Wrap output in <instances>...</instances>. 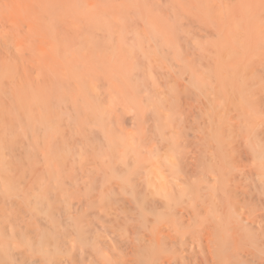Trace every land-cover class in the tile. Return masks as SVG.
I'll return each mask as SVG.
<instances>
[{"label":"bare ground","instance_id":"bare-ground-1","mask_svg":"<svg viewBox=\"0 0 264 264\" xmlns=\"http://www.w3.org/2000/svg\"><path fill=\"white\" fill-rule=\"evenodd\" d=\"M64 2L65 0H0V43L3 49L13 50L16 56H20L22 46H18V43L10 46L6 41L8 42L11 36H16L18 39L26 29V32L37 38L42 45L47 43L48 46L51 45V49L69 52L74 46L71 44L74 34L79 29L63 25L69 12ZM78 3L82 4L81 1ZM95 7L91 5L87 10L89 14V24H86L85 29L88 35L85 40L87 44H93L91 34L98 25ZM247 10L253 12L250 20L254 23V29L247 28L245 19H238L233 23L230 38L219 49V52L223 51L217 60L221 62L222 73L219 72L220 69H216L221 74L218 75L220 78L216 76V80L213 79L214 76L212 78L213 81L218 80L216 83L212 81L215 83L216 93L213 90L211 92L215 95H211L212 98L208 97L206 101L204 99L205 102L203 100L200 102L201 97L198 98L197 95L202 96L200 95L202 89L197 88L198 83L192 81V84H195L194 88L195 86L197 88L196 93V88L194 89L192 84L189 88V82L184 77L188 83L184 80L180 81L186 83L189 89L193 88L195 94L190 95L192 98L199 99V103L194 99L193 103L197 102V107L194 109L195 104L193 107L190 106L193 108L192 111L189 108L186 111L179 107L183 103L180 96H177L178 105L176 101L173 102L172 96L170 99L162 100L166 102L163 105L156 99L162 106L158 107L157 101L154 102L157 103L156 107L149 105L150 101L153 103L155 100L154 96L160 99L162 96L168 98L169 95H166L167 92L163 95L161 91L164 92L165 88L162 89L160 84L161 91L157 88L153 90L161 92L162 96L159 94L156 96L157 92L152 95L153 90L149 89L148 81H152L156 76H153L154 72H151L146 63L147 70L140 67L139 63L143 59L137 60L139 54L136 59L131 57L134 62L129 58L131 61L129 60L130 62L125 66V71L132 75L131 71L139 69L145 75L138 74L139 71L134 72L132 77L130 74L127 75L126 82L132 80L135 85L130 86L128 98H125L122 90L118 89L119 85L114 84L116 91L113 94L112 90L104 89V84L98 83L92 86V90L86 85L85 91L79 95L78 104L72 105L68 111L66 125L69 130L64 134H61L58 125V118L61 115L57 110L61 102L59 98L54 99L56 101L53 102L51 98H44L39 93H30L26 99L16 100L13 106L15 113L19 110L24 111L27 99L33 106L42 107L35 120L42 127L44 135L62 142L54 143V150L51 153V157L58 162V166L48 175L52 183L51 190L42 191L39 188L41 192L38 194L36 191L35 196L33 192L32 195L31 192L30 195L24 192L27 196H22L18 191L16 195L14 190V195L20 200L13 202L15 211L25 215L20 218V223H16L13 232L16 240L15 243L13 241V245L16 243L17 245L0 243V264H236L244 259L239 251L247 244L260 253L256 257L258 264H264L262 238L264 237V129L250 130L248 128L250 125L247 123L250 114L244 111L246 109H243V113L240 111L243 106L249 107V112L252 108L264 106V80L250 82L260 76L264 78V34L259 32L262 13L254 12L250 6ZM86 16L80 21H85ZM146 32L151 33L150 36L156 43L159 41L162 47H167L164 49L174 51V48L178 47L177 49L182 51L183 47L180 43L176 44V40L158 38L154 33ZM146 32L143 33V38ZM152 38L148 37L149 40ZM148 39H145L146 43ZM156 43L151 47L149 46L151 43L147 45L150 49L146 48V50L152 49L150 51L152 52L158 47L153 48ZM138 45L136 43L131 45L128 51L133 53L136 49L139 53L137 48L140 49V54L145 55L142 57L145 61L147 55L145 48L142 50ZM28 47L29 45L26 49ZM177 49L176 55L180 58L184 51L179 52L180 50ZM162 51L164 52L163 49ZM185 51L187 53L188 50ZM185 55L184 53L183 56ZM221 57L229 63L223 64L225 61L220 60ZM135 60L139 62L136 63ZM150 60L147 59V63ZM119 61L122 64L123 60ZM175 63L173 65L178 67L170 65L168 67L171 69L176 67L178 70L179 63ZM63 64L66 65V62ZM180 64L183 69L185 66ZM217 64L216 66H219ZM182 69H179V72L184 71L185 68ZM140 76L145 81L140 83L142 88L145 83L148 84H145L148 86L145 89L147 92L144 90L143 93L139 92L138 77ZM209 78L210 80L204 79L209 82L211 75ZM248 79L251 80L248 82ZM173 82L171 81L172 85ZM180 82H176L175 88L171 85L168 91H175L172 95L186 94L188 99L189 94H192L191 90L189 94L181 90L182 93L176 92L183 84ZM151 83L155 85L154 82ZM177 83L180 85L177 86ZM208 84L206 85L210 86ZM183 88H186V85ZM210 89H213L212 86ZM118 95H123L125 101L121 97L119 101ZM189 100L187 103L184 102V108L188 107L186 106L188 103H192ZM150 106L152 109L149 110ZM127 109L130 112L126 111ZM147 109L149 113L144 112H148ZM80 112L84 115V120L81 121L73 117ZM126 113H131L130 117L127 118ZM192 124L196 125L194 130L198 133L191 132ZM238 125L241 128L246 127L243 128L245 131L242 130L243 133H247H239L242 131L241 128L235 129ZM73 136L75 138H70ZM102 150L103 155L109 156L107 163L104 162L106 160L99 162L98 159L92 158V155L95 156L97 151L99 153ZM88 155H91V158L87 157ZM1 167L2 170L4 167ZM7 187L10 188L8 185ZM82 187L87 190L88 197L86 196L82 201L78 200V205L70 206L74 208L72 210H67L66 205L63 204V210L65 208L63 213L66 215L63 228L62 212L57 222L51 216L52 213L59 216L58 210L53 209V204L58 205L60 199H63L64 190L72 188L81 190ZM58 198L59 201H55ZM103 199L107 200L106 204L103 203ZM62 203H65V200ZM82 204L85 207L84 205L82 207ZM58 206L62 207L61 204ZM196 248L197 251H201L203 258H197Z\"/></svg>","mask_w":264,"mask_h":264},{"label":"rangeland","instance_id":"rangeland-1","mask_svg":"<svg viewBox=\"0 0 264 264\" xmlns=\"http://www.w3.org/2000/svg\"><path fill=\"white\" fill-rule=\"evenodd\" d=\"M80 1L82 2V4L78 3ZM64 3L67 5L66 8L68 9L69 12H68V17L64 19L65 24L63 25L69 28L79 29L77 33L74 34V39H72V42H71V44H73L74 46L70 49L69 52L64 53L60 49H54V48L51 49V45L48 46L47 43L46 45L45 44L42 45L37 38L32 37L31 34L28 33V31L26 32V29L22 33L23 35H21L18 39L16 38V36H11L10 40H8V42L6 41V43L9 44L10 46H14L16 43H18V46L20 45L22 46L21 48L22 51H21L20 56H16L13 50L3 49L4 47H2L0 43V94H1L0 95V147L4 145L2 146V148H0V152H2L0 153V161L2 160V162L0 163V167L1 166H2L1 168L4 167L2 170L0 169V198H1L0 200L2 201V203L0 201V210H1L0 217H2L0 218V220L3 221L2 223L0 221L1 223L0 225L1 226L4 225L5 227H7V229H3L5 227L0 226V229H2V231L0 230V234L2 236V237L0 236V243L2 242L8 243V244H11V246L17 245V243L13 245V241L14 243L16 242V240H14V237H13V232L15 231V226L17 225L16 223L17 222L20 223L21 222L20 218H22V216L24 217L25 215L24 213L19 214L15 211V206L13 202L14 200H16L15 201L16 203L17 200L18 201L20 200L14 194L16 193L17 195V191H18L20 192L18 194L24 196L25 195L24 192L25 193L27 192L28 194L29 192H31V195L33 192V196H35L37 195V193L39 194L41 192L39 191L41 189L42 191L46 189L51 190L52 183L50 182L48 175H49V172H51L56 166H58V162L55 159H53V157H51L52 155L51 153L54 150V143L61 144L60 142H62L59 139L55 140L53 137H50L49 135H44L42 127H40L39 124L37 123V120H35L36 118H38L42 110V107L33 106V104L29 102V100L27 99L26 105L24 107V111L21 110L20 112L19 110L20 114L19 112L18 113L16 112L17 113L16 114L13 111V106L16 100L20 98L26 99L30 93H39L44 98H51L53 102L56 101L54 99L59 98L61 102L59 103L57 110H58V114H61V115H59V118H58L59 119L58 125H59V130L61 131V134H64L65 132H67V130H69V128H67V125H66L67 123L66 117H67L68 111L70 108H72V105L78 104V98L80 97L79 95H82L83 91H85L86 85H89L92 90V86L94 87L98 83L104 84V89L105 90L109 89L110 91L112 90V94L113 92L116 91L114 86L119 85L120 88L118 89L120 91L122 90L125 98L126 97L128 98L129 91H130L129 88L130 86L133 85L132 83L133 81L131 80V82L130 81L128 83L126 82V79H128L127 75L130 73L125 71L126 70L125 66L134 57L136 59L137 54H139L140 55L139 57H141V58L138 57L137 60L143 59L142 61H144V58L142 57H145V55L143 56V54H140L141 53L140 49H138L137 47H132V48L133 49L137 48V50H139V53H137L138 51H136V49H135L136 54L135 52H133L134 53L133 54L128 51V48L131 45L133 46L136 43V44H139L138 46H140L142 50L145 48L144 50L147 53L144 64L142 63V61H140L139 63L140 67L147 70L145 66V63H146L150 67L151 72L152 71L154 72L153 76L157 77L158 75H160L159 77H157L158 79L154 77L152 81L150 80L151 82H154L155 85L154 84L152 85V83L148 81V83L150 84L149 89L153 90L157 88V90L161 91L164 88L165 89L168 88V85H170V88H168L166 91L165 89H164V92L163 90L161 91L163 95H165L167 92L166 95H169L168 98L167 96L166 97L162 96L161 92L159 93V91L153 90L152 95L157 92L156 96L159 94V96H162L165 98L160 97L159 99L158 96L157 97L154 96L155 100L154 98H152V101L153 100L154 101L153 103L150 101L149 103L151 104L149 105H153V107H156L157 103L154 104V102H156L157 100L160 101L163 105L166 102L164 101L162 102V100L170 99L171 98L170 96H172L173 102L176 101L178 105V102H179L178 97L180 96L181 98L180 100H182L183 103H181L182 101H180L182 105L180 104L179 107H182L186 111L189 108L190 111H192L193 108H190V106L191 107L194 106L195 104V102L193 103L194 99L195 101L197 100L198 103H199V99H201L200 102L202 100L203 102H205L206 100H208V97L210 99L212 98L211 95H215L213 94V92H211L212 90L214 91V93H216L215 83L218 82V80L215 81L216 80L215 78L217 77L219 79L220 78L219 76L221 75L220 73H222L221 72L222 70L220 68L221 62L217 60L219 59L218 56H221V52L223 53V51L219 52V49L230 38V33H231V28H232L233 23L238 19H245L247 20L246 22L247 28L249 30L254 29V23H252L250 20L253 16V12H249L247 10L249 6L253 8L254 12L262 13L261 18H260V23H259L260 24L259 32L261 31L260 33L264 34V0H72V1L65 0ZM91 5L96 6L95 14L97 17V22H98L97 23L98 25H96L95 30L91 34L92 42L93 44L96 43L95 45H93L92 43L87 44L85 42L88 36L86 34L87 31L85 30L86 24H89V14L87 13V10H88V7ZM85 16H86L85 21H80ZM146 31H150L152 32V34L154 33L155 37L158 36V38L159 37L160 38H172L173 40H176L177 41V42L175 41L176 44L180 43V46L183 47L181 48L182 51L180 49H177L178 47L174 48V51L170 49L171 52L170 50L164 49L167 47L166 46L162 47V44L159 43V41L156 43L154 39L150 36L151 33L146 32ZM145 32H146L145 38H143V35H144L143 33ZM148 37L152 39L149 40ZM145 39H148L149 41H147L146 43ZM78 41H80L81 44L78 45ZM153 43H156L154 44L155 46H153V48L156 46L158 47L153 49L154 52L153 51L150 52L152 49L148 51V49H150L148 47L149 46L151 47ZM27 45H29L30 48L28 47V49H26ZM147 45L149 46L147 47ZM146 48L148 49L146 50ZM162 49L164 50V52L162 51ZM176 49L178 51L180 50L179 52L184 51L183 54L185 53L186 55L183 56V54L180 53L183 58L181 56L180 58L177 57ZM185 50H188L187 53ZM25 53H28L29 55ZM81 53L82 54L84 53V54L82 55ZM65 57L70 58L71 60L70 59L66 60ZM129 58H131V60ZM120 59L123 60L122 64L119 61ZM147 59L150 60L153 65L150 63V61H149L150 63L149 65V63H147L148 62ZM68 60L70 61L69 63H68ZM220 60H224V59H222L221 57ZM132 61L134 62V60ZM63 62L64 63L66 62V65H64ZM174 62L179 63V67H180L179 69H182L181 64H180L182 63V65L185 66L184 67L185 69L183 68L184 71L179 72V69L176 70L177 69L176 67L172 69L169 68L170 66L171 67L177 66V65H173ZM225 63L228 64L229 62L225 61L223 64ZM216 64L219 66H216ZM144 69L143 71H145ZM216 69H220V71L218 70L220 73H218ZM137 71H139V69L135 71H131V73L132 72L133 74L134 72L138 73ZM168 71L169 73H166ZM181 72H183V74ZM209 72L211 74H209ZM143 73L144 72L139 71L138 74H141L143 76L145 75V73L144 74ZM161 73L163 74L164 77L162 76ZM208 75L209 76L211 75V81L209 82L212 84L208 82V80H210ZM202 76L204 78H207L208 80L204 79ZM140 77H138V79H140L139 80L140 82L138 81V83L139 84L141 82L144 83L145 81L142 80V77L141 78ZM180 77L182 78L184 77L185 80L189 82L188 84L189 88H190V84H192V81H193L195 84L198 83L197 88L202 89V90L205 89V91L206 90L207 91L205 92L203 90L204 91L203 92L202 90H200L201 92L200 95L202 96H199L197 94L196 95L198 96V98L199 97L201 98L199 99L194 98V97L192 98L190 95L194 96L195 94V92L193 93L194 90L192 91V89L194 88L193 85L195 84L193 83L192 84L193 88L189 89L186 84L188 82H186L184 78L183 79L181 78L182 79L181 80ZM261 77L262 76H260L257 79H253L255 81L248 79V82L249 80H251L250 82H253V83H256L258 80L263 81L264 78H261ZM192 78H195V79H192ZM212 78L215 80L213 81ZM202 79L204 80V82L206 81V84L209 83L208 85L210 86H207L206 84L203 85L204 82H202ZM183 80L186 82L185 84L183 82H180ZM155 81L156 82L159 81L160 83L159 82L156 83ZM171 81L172 82L174 81L175 83L173 82V85H172ZM178 81L180 82V84L183 83L182 84L183 86L186 85V88H183L182 85H181L182 86L181 88V86H179L180 84L177 83L178 84L177 86H179V89L176 88L178 89L176 90L177 93L178 92L182 93L186 91V93L189 94L188 93L190 92L189 90L192 91L190 92L192 94H189V97L187 95L188 99H190L189 102L190 101L192 102L186 105L188 107L185 106L187 109L184 108V105H183L187 103V100H188L186 98V94L185 96L184 95L182 96L183 93L180 95L175 94L176 95L175 96L174 94L172 95V92L175 93V91H172V90L168 91L171 89V85L174 86L175 88L176 82ZM212 81L215 83H213ZM138 83L136 84L134 82V84L136 85H138ZM145 84L143 85V88L141 86L142 84L139 85V88H140V89L138 88L139 92L143 93L142 92L143 90L144 92L145 91L147 92V90L145 89L148 88L147 86L148 84L147 85ZM159 84L162 89L160 88ZM211 86L213 89H210ZM197 88H196V93H197ZM180 90L182 92H180ZM254 90H256V88ZM136 92L137 90L135 91V93ZM198 93H199V90H198ZM123 95H118L119 101H121L119 97H121L123 101H125ZM152 95L151 97H153ZM112 96L114 97V95ZM182 98L185 100H183ZM160 102H158V107L162 106ZM196 104L194 106V109L195 107H197ZM127 105H126V108H127ZM150 107L151 108H149V110L152 109V106ZM243 107L240 108L241 109L240 111H242L243 113V109H246L244 111L250 114V115L247 114L248 115L247 123L250 125V127L248 128H250V130L252 131L253 130L254 131L263 130L264 129V106L263 108H260V107L252 108L250 112H253V113L249 112V107L247 106H243ZM144 109L146 110V108ZM128 110L129 109H127L126 111ZM149 110L148 112L147 111H144V112L149 113L150 112ZM29 113L31 116H29ZM191 113H189V115H191ZM14 114L15 116L13 117ZM130 114L131 113H126L127 118L128 116L130 117ZM189 115L187 114L190 120ZM73 117H75L77 120H80V121L84 120V115L81 112L80 114L76 116L73 115ZM261 119L263 120V122ZM192 126L193 127L191 128H193V131L191 132H193L194 134L198 133L195 131L196 125L194 126L192 124ZM238 127L241 128V126L238 125L237 128L235 129L237 130ZM254 127L257 129H254ZM243 128L246 129V127L244 126ZM243 128H241V130ZM245 129L243 130L245 131ZM243 130L241 132L239 131V133H243ZM187 132L190 134L189 130H187ZM245 133L247 132H244L243 134ZM68 137L69 136H67V139ZM63 138L66 139L65 137ZM70 138H75V136L70 137ZM97 152L95 156L91 154L92 158L98 159L97 161L99 162L100 161L103 162L104 160H106L104 162L107 163L109 156L107 157V155H103L102 154L103 150L102 152H99L103 156ZM91 155H88L87 157H90ZM97 156H99L100 159L99 157L97 158ZM82 157H83V154H82ZM3 164H6V165L4 166ZM6 167H9V168H6ZM5 170L6 172L2 173V171H5ZM6 184L10 186V188L7 187ZM82 188L81 190L80 188L79 189L72 188V189H69L70 191L64 190L65 196L62 195L63 196L62 197L60 195L63 199L58 198V200H55L58 202L60 199V202H58L57 204L58 205L61 204L62 207L56 205L55 201H52V203H55L53 204V209L58 210L57 214L59 212V216L58 215L56 216L55 215L56 213H52L51 216H53L52 217L53 220L56 221V220H59L61 218L60 215L63 214L62 216L64 217H62L63 219H61L62 222L64 221L63 224H61L63 228H64V223L66 222L65 221L66 215H64L63 213L65 211V208L63 210V204L64 206L66 205L67 210L74 209L71 207L76 206L78 200L82 201L86 198V196L88 197L87 190L85 191V189L83 188L84 189L83 191ZM14 190H15V193H14ZM36 191L38 192L35 193ZM63 200H65V203H62ZM10 201L12 202V204ZM106 201L103 199L104 204H106ZM9 203L11 204V207ZM79 205L81 206V204ZM83 205L84 204H82V207ZM1 206H2V209H1ZM6 206H8L9 209ZM55 207H57V209H55ZM58 207L62 208L61 209L62 211H60V208L58 209ZM61 212L62 214H60ZM16 217H18V219ZM12 221H14L15 223ZM5 230L6 231L9 230V231L5 232ZM262 238L264 239V237ZM195 246H198V245H195ZM241 249L239 253L241 254V256H243L244 258L243 260L244 261L247 260V261L244 262L243 260H239V262H236V264L237 263L238 264H255V263L258 264L256 257L259 256L260 253H258L250 244H247L246 246H242ZM248 249L252 251H249ZM197 250L198 249L196 248L195 252H196L197 258L198 259L203 258L201 251L199 250L200 251L199 252ZM250 252L252 253L250 254ZM244 253L247 255H243ZM252 254H253V257H251Z\"/></svg>","mask_w":264,"mask_h":264}]
</instances>
